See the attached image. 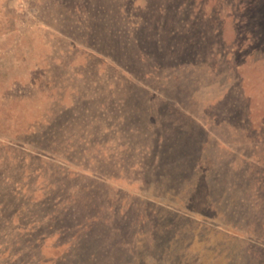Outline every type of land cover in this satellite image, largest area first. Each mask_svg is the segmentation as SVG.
Returning a JSON list of instances; mask_svg holds the SVG:
<instances>
[{
  "label": "rangeland",
  "instance_id": "obj_1",
  "mask_svg": "<svg viewBox=\"0 0 264 264\" xmlns=\"http://www.w3.org/2000/svg\"><path fill=\"white\" fill-rule=\"evenodd\" d=\"M0 264H264V0H0Z\"/></svg>",
  "mask_w": 264,
  "mask_h": 264
},
{
  "label": "trees",
  "instance_id": "obj_2",
  "mask_svg": "<svg viewBox=\"0 0 264 264\" xmlns=\"http://www.w3.org/2000/svg\"><path fill=\"white\" fill-rule=\"evenodd\" d=\"M150 7V6H149ZM169 21V20H168ZM147 23V26H144V27H146V29L148 30V28L150 29V27H151V24H152V21H147L146 22ZM135 30L137 31L138 29H137V27L135 28ZM147 33H150L149 32V30L147 31ZM145 34V36H143L142 37V39L140 40V41H133L132 42V48H136V50L138 51V50H140L139 52L140 53H142V54H140L141 56L143 55L144 56V54H143V52H141V49H142V47H141V45H145V44H147L148 43V46L150 47V50L152 51H156V43H155V41H154V38H153V34ZM175 38V37H174ZM177 39V38H176ZM175 39V40H176ZM139 42L141 43V44H139ZM143 43V44H142ZM103 44H101V42H98V43H96L94 46L97 48V49H102V46ZM140 47V48H139ZM147 48V47H146ZM188 48V47H187ZM136 50L134 51V52H136ZM143 50V49H142ZM136 53H138V52H136ZM137 56H138V54H137ZM156 56L157 57H159V58H164L165 56H164V53L163 54H160V53H156ZM181 57L188 63V59L190 58V57H192V55L189 53V52H185V53H183L181 56H179L177 53H175V55L173 56V55H170V57H169V59L170 60H173V59H180L179 61H181ZM186 145L187 146H189L190 145V147H195V145L196 144H193V141L192 142H190V144L189 143H187L186 142Z\"/></svg>",
  "mask_w": 264,
  "mask_h": 264
}]
</instances>
